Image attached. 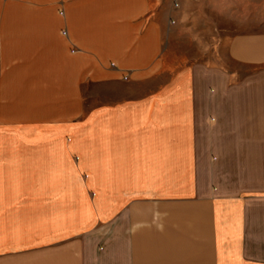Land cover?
Wrapping results in <instances>:
<instances>
[{"label": "crops", "instance_id": "0c3cea01", "mask_svg": "<svg viewBox=\"0 0 264 264\" xmlns=\"http://www.w3.org/2000/svg\"><path fill=\"white\" fill-rule=\"evenodd\" d=\"M195 9L0 0V264H264V33Z\"/></svg>", "mask_w": 264, "mask_h": 264}, {"label": "rangeland", "instance_id": "374dc122", "mask_svg": "<svg viewBox=\"0 0 264 264\" xmlns=\"http://www.w3.org/2000/svg\"><path fill=\"white\" fill-rule=\"evenodd\" d=\"M192 5L197 9L182 35L188 53L235 34L264 33V0H192ZM95 246L100 252L104 244L96 241Z\"/></svg>", "mask_w": 264, "mask_h": 264}, {"label": "built area", "instance_id": "2783aa9c", "mask_svg": "<svg viewBox=\"0 0 264 264\" xmlns=\"http://www.w3.org/2000/svg\"><path fill=\"white\" fill-rule=\"evenodd\" d=\"M174 7H176V4H174Z\"/></svg>", "mask_w": 264, "mask_h": 264}]
</instances>
